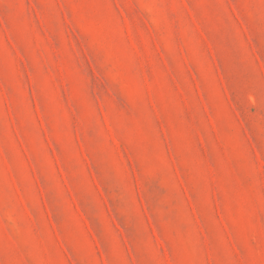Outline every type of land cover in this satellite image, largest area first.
Returning a JSON list of instances; mask_svg holds the SVG:
<instances>
[{
    "label": "rangeland",
    "instance_id": "1",
    "mask_svg": "<svg viewBox=\"0 0 264 264\" xmlns=\"http://www.w3.org/2000/svg\"><path fill=\"white\" fill-rule=\"evenodd\" d=\"M0 264H264V0H0Z\"/></svg>",
    "mask_w": 264,
    "mask_h": 264
}]
</instances>
